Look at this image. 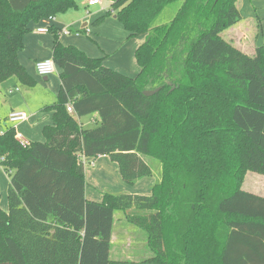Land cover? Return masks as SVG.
I'll return each instance as SVG.
<instances>
[{"label":"trees","instance_id":"1","mask_svg":"<svg viewBox=\"0 0 264 264\" xmlns=\"http://www.w3.org/2000/svg\"><path fill=\"white\" fill-rule=\"evenodd\" d=\"M107 1L129 38L144 37L140 72H115L49 29L62 85L45 108L44 141L24 148L8 118L0 125L10 179L0 264H264V197L242 188L247 173L264 176V45L250 56L222 36L243 20L242 0ZM179 2L172 21L156 25ZM76 9L75 0H0V85L35 89L20 62L26 37ZM94 115L93 128L80 124ZM98 157L117 164L126 185L153 176L149 158L161 179L150 196L90 201L84 159ZM132 209L140 212L127 221L152 254L141 263L111 258L115 216Z\"/></svg>","mask_w":264,"mask_h":264},{"label":"crops","instance_id":"2","mask_svg":"<svg viewBox=\"0 0 264 264\" xmlns=\"http://www.w3.org/2000/svg\"><path fill=\"white\" fill-rule=\"evenodd\" d=\"M75 1L78 5V9L70 10L63 15H58L57 17H55V20L53 22L47 20L40 23L39 25H34L33 32H31L25 39V49L20 54L21 64L25 67L31 77H33L38 82V85L35 87V89L29 91L35 92L39 90V87H42L43 90L45 89V91L53 97L52 102L48 104L44 103L42 106L39 105V107L34 109L32 114H28L25 111V107H29L31 105H29V103L28 105L27 103L25 104L24 99L20 97V99H16L15 95L23 89L14 80H11L12 82H8L5 85V88H7L4 91L5 93H0V97L4 98L5 100L8 95L14 97L12 103H10L8 105V108H6V111H3L4 108L0 104V125L4 124L9 115L13 112L27 113L29 115L28 120L18 124H28L27 130L25 129L24 133L31 142H34L33 140H31L32 134H36L39 138L40 134L43 135V128L46 125L52 124V113L46 111L45 108L49 105L54 104L62 85L59 70L48 78H43L37 73L36 64L40 61L52 59V51L54 46V38L52 34L50 32L38 33L36 31L37 28H57L62 32L60 38L61 42L65 46H74L83 51L91 58L101 59L103 61V65L115 72L131 77L137 76L140 72V67L137 64L135 54L139 46L144 42V37L129 38V32L126 30L123 23L118 20L117 13L114 11L111 2L107 0H100L101 3H99L98 5L89 6L90 0ZM180 4L181 2L167 6L156 19V25L171 22L175 17ZM257 11L258 5L256 4L255 0H242L241 15L243 17V20L236 26L228 29V31H231V34H238V32L239 34H248L250 32V28L248 26H245L247 25V22H255V20L260 19V31L254 38V40H257L259 36L263 34L262 25L264 22V19L260 18ZM71 29H75V33L72 32ZM65 30L70 31L71 33L67 35L64 33ZM242 30H244L245 32H242ZM86 31H89L90 33L87 34ZM238 37V39L241 38V36ZM227 40L247 53L243 49V47L238 44V40L235 36L233 38V41H230L231 39ZM257 47L258 46H254L255 49ZM98 119V116L94 115L91 117L83 118L79 120V122L85 128H93ZM84 160L87 164L94 162L96 165V162H100V170H97V172H93L92 175L91 173L88 176L86 175V197L88 200L94 202H102L105 194H134L150 196L152 194L153 187L161 179V172L160 174L156 175L157 172L154 171L153 176L144 178L138 181L135 185H126L121 179L117 164L113 163L108 157H98L95 159ZM103 170L110 171V177L105 175L104 177H101V172ZM0 180L1 182H8V179L1 170ZM90 186H92V190L90 189ZM261 196L264 197V194H262ZM120 213H123V216H121V218H119L118 220H116L115 218L112 235V248L115 245L114 235L116 231L120 229L122 231V234L123 231L128 233V230L130 229L131 231L133 227L127 221V214L129 212ZM142 240H144V245L148 247L146 237ZM120 242L124 244V239L122 237L120 238Z\"/></svg>","mask_w":264,"mask_h":264},{"label":"rangeland","instance_id":"3","mask_svg":"<svg viewBox=\"0 0 264 264\" xmlns=\"http://www.w3.org/2000/svg\"><path fill=\"white\" fill-rule=\"evenodd\" d=\"M256 4L258 5V15L260 16L261 19H264V0H255ZM63 15V14H61ZM259 20V21H258ZM255 20V22H247V25H245L246 27L248 26L250 28V32L248 34H231V31L229 32L228 30L224 31L222 33V36L225 39H231L230 41H233L234 36L236 37V39L238 40V44L243 47V49L248 53V55H253L254 54V46H262L264 45V22L262 25V29H263V34L261 36H259V38L257 40H254V38L256 37L257 33H259L260 31V19ZM47 20H44L42 22H45ZM257 21V22H256ZM72 32L75 33V29H71ZM244 30H242L243 32ZM245 32V31H244ZM241 36L240 39H238ZM253 51V52H252ZM8 82H12L7 81L5 83H3L2 85H0V93L4 92L7 88H5V85ZM23 90L20 91L19 93H17L16 99H24L25 104L29 103V105L31 106H26L25 107V111L28 114H32L34 109L42 106L44 103L48 104L50 102H52L53 97L48 94L45 89L43 90L42 87H39V90L32 92L29 91L27 88H22ZM5 93V92H4ZM20 97V98H19ZM14 97L8 95L6 100L2 97H0V104L1 106L4 108L3 111H6V108H8V105L10 103H12ZM23 102V101H22ZM26 113V114H27ZM5 114V112H4ZM27 114V115H28ZM29 116V115H28ZM27 125L26 123L24 124H18L16 125V132L23 134L24 138H26L27 140H29L28 137L25 136L24 130H27ZM31 140L35 141H40L43 142L44 141V136L40 134L39 138L36 134H32L31 135ZM30 141V140H29ZM149 163L151 164L152 168L154 169V171H156V175L160 174V166L159 163L152 159L149 158L148 159ZM99 165L100 162H96L95 167H92L90 163H88L85 166V171H86V175H92L93 172H97V170L99 169ZM0 170L3 172V174L6 176V178L8 179V182L4 181L1 182L0 180V197H1V201H0V206L3 210H8L9 206H8V186H9V175L3 170L1 164H0ZM104 172V174H103ZM105 176H109L111 175L110 171H105L103 170L101 172V177ZM110 177V176H109ZM243 190L256 194V195H262L264 194V176L259 175V174H255L252 172L247 173L245 180H244V184H243ZM90 189L92 190V186H90ZM90 190V191H91ZM89 191V192H90ZM92 192V191H91ZM97 194V193H95ZM93 199V198H91ZM128 214H137L140 211L137 210H129ZM121 216H123V213L118 212L115 216L116 220H118L119 218H121ZM138 234V235H137ZM126 236V239H125ZM146 236L145 232L137 229L135 227H132L131 231L130 229L128 230V233L122 231L120 229H118L114 235V247L112 248V253H111V258L113 260H129V261H134L136 263H141L143 261H146L147 259H149L152 254L151 251L148 247H146L144 245V239ZM124 239V244H122L120 242V238ZM122 245V246H121Z\"/></svg>","mask_w":264,"mask_h":264},{"label":"built area","instance_id":"4","mask_svg":"<svg viewBox=\"0 0 264 264\" xmlns=\"http://www.w3.org/2000/svg\"><path fill=\"white\" fill-rule=\"evenodd\" d=\"M99 3H101L100 0H90L89 1V6H94V5H98ZM50 22H53L55 20V17H51L48 19ZM49 27H39L37 28V32L38 33H48L49 32ZM65 34H70L71 32L68 30L64 31ZM87 34H89L90 32L86 31ZM36 70L37 73L39 74V76L43 77V78H48L49 76H52L53 74H55L56 72H58L57 66L54 62L53 59H47L44 61H40L36 64ZM19 90V89H17ZM68 112L70 114H74V110L72 106H68ZM9 122L16 125L18 123H23L25 121L28 120V115L24 112H13L9 115L8 117ZM16 139L17 141L21 144L22 147L27 148L30 146L31 141L27 140L26 138H24V136L20 133L16 132ZM3 161V159H0V163ZM85 162V166L87 165L86 161ZM92 167H95V163L91 162L90 163Z\"/></svg>","mask_w":264,"mask_h":264},{"label":"water","instance_id":"5","mask_svg":"<svg viewBox=\"0 0 264 264\" xmlns=\"http://www.w3.org/2000/svg\"><path fill=\"white\" fill-rule=\"evenodd\" d=\"M159 91H160L159 89L154 90V91H147V92H144V95L150 97V96L157 94Z\"/></svg>","mask_w":264,"mask_h":264}]
</instances>
